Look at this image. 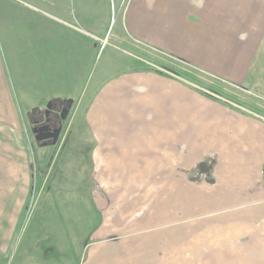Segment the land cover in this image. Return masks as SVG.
Masks as SVG:
<instances>
[{"label":"crops","instance_id":"obj_1","mask_svg":"<svg viewBox=\"0 0 264 264\" xmlns=\"http://www.w3.org/2000/svg\"><path fill=\"white\" fill-rule=\"evenodd\" d=\"M122 1L0 0V258L11 252L31 189L28 149L13 134L29 111L67 100L87 102L82 114L86 132L98 143L92 156L96 151L104 163L118 155L122 163L138 165L150 154L144 151L154 150L152 159H161L162 167L151 174L167 178L175 164L169 151L194 147L212 156L211 172L219 168L228 181L242 183L222 186L218 199L232 200L239 208L243 205L237 204H247L251 184L262 186L256 190L259 196L248 200L261 207L230 211L204 205L191 210L198 214L194 221L178 222L179 232L165 231L159 239L151 237L128 249L120 243L112 253L114 262H95L264 264V119L205 96L181 77L139 69L125 51L138 43L260 93L264 50L255 43L253 29L264 27V0H130L123 8ZM110 29L112 38L107 39ZM96 41L111 46L97 64ZM125 174L122 170L119 179ZM128 176L132 181L141 178L135 168ZM67 183L59 191L62 197L80 199L70 198L61 214L75 229L72 224L77 214L88 212L92 195L85 186L77 193L72 181ZM117 193L109 194L108 204L121 212L119 201H110ZM165 223L155 230L171 228ZM102 250L112 251L108 245ZM7 257L13 259L11 253Z\"/></svg>","mask_w":264,"mask_h":264},{"label":"rangeland","instance_id":"obj_2","mask_svg":"<svg viewBox=\"0 0 264 264\" xmlns=\"http://www.w3.org/2000/svg\"><path fill=\"white\" fill-rule=\"evenodd\" d=\"M129 1L123 0L122 8ZM114 9L116 14L118 8L114 6ZM111 33L110 29L107 39L112 38ZM253 33L255 43H262L264 50V27L254 25ZM101 42L96 41V45L94 43L98 53L97 58L95 57L96 64L111 48L110 45L104 43L102 45ZM119 47L127 48L126 45ZM125 51L134 56V64L139 69L153 68L170 76L181 77L201 90L205 96L226 102L234 109L249 111L264 119V85L260 87L262 90L260 93L247 86H235L138 43L131 44L130 51ZM216 89L218 91H215ZM85 103L72 102L69 113L62 122V136L58 143L52 146L40 147L31 131L36 112L42 111L47 104L41 110L29 111L28 117L20 119L21 129L15 132L13 137L16 143L28 149L31 189L26 209L20 215L15 229L14 244L10 248L11 252L7 253V255L11 253L13 259L6 255L5 259L0 258V264H86L90 260L89 264H100L95 261L106 258L114 262L112 253L115 245L124 243L128 249L135 246L134 243H141L151 237L156 236L159 239L158 235L162 232L173 230L179 232L178 222L194 221L198 214L191 210H202L204 205L215 209L227 207L230 211L260 206L250 202L254 200L255 195L259 196L261 193L256 191L257 187H262L260 183L250 185L252 190L248 196L240 194L250 201L246 200L247 204H237L243 205L239 208L235 207L236 204L232 203V200L225 201L223 197L218 199L224 189L222 186L229 187L242 183L228 181L225 175L219 173V168L216 174L211 172L212 156H206L205 151L194 147L188 151L181 149L183 152L174 148L169 151L175 164L169 167L171 174L167 173V178L165 174L159 176L151 174L162 167L161 159L157 158L154 161L152 159L154 150L144 151L150 154L146 156L147 158L142 156L143 159L138 165L122 163L117 154L115 156L117 160L106 161L107 164L103 162L101 156H96V151L92 156L98 143L86 132L88 126L82 117ZM186 156L187 158H184ZM182 161H188L189 164H181ZM117 163L120 166L116 165ZM118 168L119 173L125 171V178L119 179ZM133 168L138 169L140 181L128 179V173L132 172ZM62 180L63 186L69 185L67 180L72 181L71 186L74 184L72 187L77 193L85 186L90 192L89 195H92L91 198H87L90 202L88 212L82 210L86 214H77L76 222L72 224L75 229L68 227L61 211L62 206L70 202V198L78 200L80 196L62 197V193L59 192L63 187L60 186ZM114 191L118 193L110 201H119L118 208L120 207L121 212L114 209L112 204H108L109 194ZM227 195L228 191L225 196ZM161 208L162 212L159 210ZM149 213L152 217L148 216ZM169 216L178 218L177 222H172ZM164 222L169 223L168 227L172 229L155 230V227H160ZM94 243L99 244L91 250L90 247ZM105 245L112 249L109 254L102 250Z\"/></svg>","mask_w":264,"mask_h":264},{"label":"flooded vegetation","instance_id":"obj_3","mask_svg":"<svg viewBox=\"0 0 264 264\" xmlns=\"http://www.w3.org/2000/svg\"><path fill=\"white\" fill-rule=\"evenodd\" d=\"M48 103L42 111L36 112L37 116H35L34 117L35 119L32 120L33 125L31 126V131H32L34 138L37 134L48 135V137L42 140H39V141L35 139V141L38 143L40 147H45L49 145L52 146L58 143V141L60 140L62 136V130H63L62 122L64 121L65 116L69 113V110L71 108L70 107L68 112L65 113L64 108L67 104V101L64 103H60L59 101H53L49 105ZM63 112H64V117L61 118V114H63ZM41 128L43 129L40 130ZM58 129L60 130L58 139L56 143H52L53 134Z\"/></svg>","mask_w":264,"mask_h":264},{"label":"water","instance_id":"obj_4","mask_svg":"<svg viewBox=\"0 0 264 264\" xmlns=\"http://www.w3.org/2000/svg\"><path fill=\"white\" fill-rule=\"evenodd\" d=\"M50 103H51V102H50ZM50 103H48V105H49ZM71 103H72V101H67V104H66V106H65V108H64V112H65V113L68 112L69 108L71 107V106H70ZM64 112H63V114H61V118L64 117ZM42 129H43V128H41L40 130H42ZM59 132H60V130L58 129V130H56V132L53 134L52 143H56V141H57V139H58ZM46 137H48V135H39V134H37V135L35 136V139H36L37 141H39V140H42V139H44V138H46Z\"/></svg>","mask_w":264,"mask_h":264},{"label":"trees","instance_id":"obj_5","mask_svg":"<svg viewBox=\"0 0 264 264\" xmlns=\"http://www.w3.org/2000/svg\"><path fill=\"white\" fill-rule=\"evenodd\" d=\"M192 78V77H191ZM213 89H215V88H213ZM215 91H218L217 89L215 90ZM26 209V208H25Z\"/></svg>","mask_w":264,"mask_h":264}]
</instances>
